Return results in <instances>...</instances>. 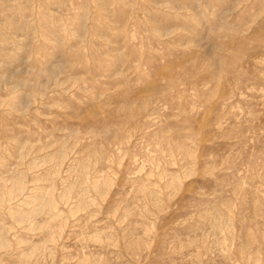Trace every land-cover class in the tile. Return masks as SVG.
Masks as SVG:
<instances>
[{"label":"rangeland","instance_id":"rangeland-1","mask_svg":"<svg viewBox=\"0 0 264 264\" xmlns=\"http://www.w3.org/2000/svg\"><path fill=\"white\" fill-rule=\"evenodd\" d=\"M0 264H264V0H0Z\"/></svg>","mask_w":264,"mask_h":264}]
</instances>
